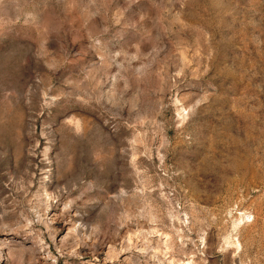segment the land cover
Here are the masks:
<instances>
[{
  "label": "rangeland",
  "instance_id": "1",
  "mask_svg": "<svg viewBox=\"0 0 264 264\" xmlns=\"http://www.w3.org/2000/svg\"><path fill=\"white\" fill-rule=\"evenodd\" d=\"M0 264H264V0H0Z\"/></svg>",
  "mask_w": 264,
  "mask_h": 264
}]
</instances>
